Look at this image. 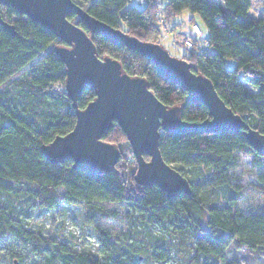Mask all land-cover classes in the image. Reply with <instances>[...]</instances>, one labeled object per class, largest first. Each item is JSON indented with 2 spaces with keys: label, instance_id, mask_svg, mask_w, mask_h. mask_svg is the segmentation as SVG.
Listing matches in <instances>:
<instances>
[{
  "label": "trees",
  "instance_id": "obj_1",
  "mask_svg": "<svg viewBox=\"0 0 264 264\" xmlns=\"http://www.w3.org/2000/svg\"><path fill=\"white\" fill-rule=\"evenodd\" d=\"M74 1L105 23L151 42H157L162 22L176 27L172 19L181 11L190 13L189 24L199 17L209 48L203 52L183 46L182 58L193 72L211 80L226 105L264 133V10L251 17V0H179V9L175 0ZM0 13L15 31L11 35L0 25V240L12 238L27 248L32 264H244L237 254L264 255V208L248 213L237 209L244 186L231 170L240 155L250 156L254 167L264 163V155L241 130L161 132L162 158L191 186L189 194L173 197L156 185L135 182L136 162L116 122L101 136L119 149L111 170L94 173L72 167L70 159L48 161L41 145L75 122L64 89V64L52 50L62 41L11 6H1ZM68 18L88 32L98 56L114 57L129 75L145 77L162 103L181 107L182 119L208 117L205 105L188 101L186 91L160 76L145 56L90 33L75 15ZM226 58L233 61L231 68L224 66ZM93 97V89L85 87L77 106ZM256 181L253 186L264 197V173ZM107 203L124 204L125 210L120 215ZM63 204L82 206L84 220L94 229L98 258L44 238L27 225L33 209ZM99 219H121L125 230L111 234ZM15 256L21 258L11 251L10 257Z\"/></svg>",
  "mask_w": 264,
  "mask_h": 264
},
{
  "label": "water",
  "instance_id": "obj_2",
  "mask_svg": "<svg viewBox=\"0 0 264 264\" xmlns=\"http://www.w3.org/2000/svg\"><path fill=\"white\" fill-rule=\"evenodd\" d=\"M50 31L60 41L52 50L64 64V89L75 111L73 127L41 145L50 162L71 160L72 167L94 173L107 172L119 158L115 143L102 134L116 122L130 145L136 162L134 180L143 186H158L167 197L189 194L188 179L164 161L158 147L161 132H215L241 130L248 144L264 155V133L252 128L218 95L211 80L190 69L189 62L175 57L158 42L139 39L89 14L74 0H0ZM75 15L96 35L138 52L149 59L157 73L186 91V99L206 106L208 117L200 121L181 118L179 105L167 106L149 88L145 77L129 75L121 62L111 56H98L88 32L68 18ZM0 25L11 35L14 27L0 13ZM91 88L94 97L82 108L77 99ZM147 156V158H145ZM13 264H16L13 261Z\"/></svg>",
  "mask_w": 264,
  "mask_h": 264
},
{
  "label": "rangeland",
  "instance_id": "obj_3",
  "mask_svg": "<svg viewBox=\"0 0 264 264\" xmlns=\"http://www.w3.org/2000/svg\"><path fill=\"white\" fill-rule=\"evenodd\" d=\"M141 1V0H138ZM263 0H251L249 15L259 17L263 10L259 5ZM189 12L183 10L175 15L172 21L176 24L175 28L170 25L156 34L155 40L160 43L172 56L182 57L186 53L185 48L177 40L178 32H189L188 17ZM74 19H72L73 21ZM195 23L200 27L202 33L207 35V30L200 18L194 17ZM224 66L231 68L233 61L229 58L224 59ZM126 154L128 150H125ZM264 159V158H263ZM233 179L243 184L242 194L237 202V209L244 213L261 211L264 208V197L262 193L253 186L258 173H264V163L260 167H254L251 163V157L240 155L238 165L231 170ZM107 208L116 209L120 215L125 210V205L121 203H107ZM27 225L34 231H37L44 238L54 241H62L71 249L92 253L97 258L98 242L94 234L92 225L84 220L83 209L81 205L63 204L51 210L33 209L31 214L25 219ZM104 229L111 234H118L125 230L124 221L121 219H99L97 220ZM15 251L20 257H10V252ZM240 263L244 264H264V255H255L251 252L248 254H237ZM32 264L33 258L30 251L19 244L12 238L0 240V264Z\"/></svg>",
  "mask_w": 264,
  "mask_h": 264
},
{
  "label": "built area",
  "instance_id": "obj_4",
  "mask_svg": "<svg viewBox=\"0 0 264 264\" xmlns=\"http://www.w3.org/2000/svg\"><path fill=\"white\" fill-rule=\"evenodd\" d=\"M168 28L163 22L160 25L159 31ZM177 40L181 45L185 47H195L199 51H207L209 48V41L206 35L202 33V30L193 22L189 24V32H182L177 35Z\"/></svg>",
  "mask_w": 264,
  "mask_h": 264
},
{
  "label": "snow or ice",
  "instance_id": "obj_5",
  "mask_svg": "<svg viewBox=\"0 0 264 264\" xmlns=\"http://www.w3.org/2000/svg\"><path fill=\"white\" fill-rule=\"evenodd\" d=\"M129 3L130 4H133L134 3V0H129ZM129 5H125V8H127ZM175 6H176V8L177 9H179V7H180V4H179V0H175ZM194 6V5H193ZM259 7L261 8V9H264V2H262L260 5H259ZM190 15V13H188V14H186V18H187V16H189Z\"/></svg>",
  "mask_w": 264,
  "mask_h": 264
},
{
  "label": "crops",
  "instance_id": "obj_6",
  "mask_svg": "<svg viewBox=\"0 0 264 264\" xmlns=\"http://www.w3.org/2000/svg\"><path fill=\"white\" fill-rule=\"evenodd\" d=\"M142 1V0H141Z\"/></svg>",
  "mask_w": 264,
  "mask_h": 264
}]
</instances>
